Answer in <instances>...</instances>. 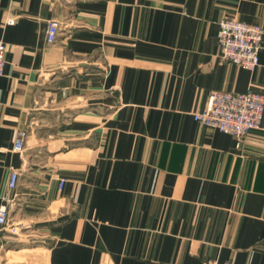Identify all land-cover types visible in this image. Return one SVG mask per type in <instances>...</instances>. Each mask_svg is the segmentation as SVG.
Here are the masks:
<instances>
[{"label":"crops","instance_id":"1","mask_svg":"<svg viewBox=\"0 0 264 264\" xmlns=\"http://www.w3.org/2000/svg\"><path fill=\"white\" fill-rule=\"evenodd\" d=\"M225 17L264 28V0H0V264H264V115L193 116L264 95V37L256 69L222 59Z\"/></svg>","mask_w":264,"mask_h":264},{"label":"built area","instance_id":"2","mask_svg":"<svg viewBox=\"0 0 264 264\" xmlns=\"http://www.w3.org/2000/svg\"><path fill=\"white\" fill-rule=\"evenodd\" d=\"M9 22H14L10 19ZM61 23L52 19L48 23L47 40L54 43L60 31ZM264 28L261 25L251 24L225 17L219 22L218 42L220 56L243 68L254 70L260 65V51L262 49ZM7 47L0 39V76L4 74ZM264 115V95L252 90L246 92L212 91L209 94L206 107L193 113L194 119L201 125L230 133L241 139L251 130L261 127ZM26 132L19 129L15 143V150L24 149ZM19 179V173L14 171L10 177L9 186L14 189ZM67 179L60 177V187L63 188ZM0 204V227L8 228L17 233L18 223L10 218L8 203ZM204 264H219L208 259ZM224 264H231L226 262Z\"/></svg>","mask_w":264,"mask_h":264}]
</instances>
